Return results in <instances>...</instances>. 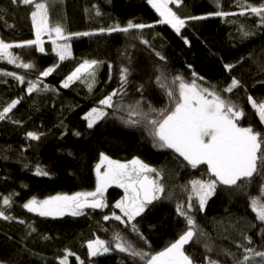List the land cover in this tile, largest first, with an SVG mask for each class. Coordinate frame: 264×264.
<instances>
[{
	"label": "trees",
	"instance_id": "trees-1",
	"mask_svg": "<svg viewBox=\"0 0 264 264\" xmlns=\"http://www.w3.org/2000/svg\"><path fill=\"white\" fill-rule=\"evenodd\" d=\"M262 4L264 0H218V3L217 0H182L179 7L171 5L173 11L186 19L178 35L171 26L158 22L160 17L147 0H50L51 26L61 24L66 34H95L72 36L68 41L72 54L64 61L53 51L52 42L44 43L43 53L35 46L10 49L23 62L32 63L33 69L18 68L0 59V73L15 72L25 77L21 84L11 76L0 74V111L13 100L20 101L7 119L0 120V210L15 217L7 221L0 219V264H60L66 250L73 254L68 256V264L81 261L83 264H143L139 258L114 250V233L119 232L137 250L150 254L178 239L187 230V224L184 217L178 216L176 205L187 201L191 180H207L210 174L206 165L193 169L174 150L154 146L145 123L126 124L124 121L130 118L129 106L140 101L144 112H148L149 104L156 109L168 106L166 89L159 87L157 76L166 78L164 83L175 90L172 84L175 76L181 75L191 82V73L195 71L203 77L197 80L201 87L210 90L214 87L223 98L244 110L246 115L240 121L241 126H251L264 133V124L247 100L252 96L258 102L264 101V24L260 17L249 12L239 15L250 5ZM33 10L32 6L0 0V39L14 45L34 40L30 15ZM217 11L237 15L219 17L214 15ZM191 16L207 18L187 19ZM129 21L154 27L131 29L128 33L99 32L116 24L125 27ZM241 27L251 35L243 36ZM182 37L189 40L190 46ZM143 40L148 44L142 43ZM156 53L165 59L160 60ZM84 60L101 62L91 91L87 76L63 88L62 82ZM225 64L234 67L229 71ZM56 65L49 76L40 75ZM124 67L130 73L124 92L114 97V108L105 109L108 116L88 128L85 115L92 108L101 107L99 101L120 87V69ZM233 78L240 81V86L231 93L225 92ZM29 81L38 84L37 91L28 93ZM155 116L156 113H151L150 118ZM28 132L40 134V139H29ZM101 153L121 163L139 158L161 173L159 179L165 188L162 198L131 222L147 243L132 232L131 224L125 226L114 219L104 220L105 215L111 217L113 212L122 215L114 208L124 196L118 187L107 190L104 200L108 207L100 211L85 209L79 216L41 217L22 207L33 197L43 200L94 191L95 166L100 162ZM37 166L49 175H35ZM150 176L155 178V174ZM242 183L246 186L218 185L203 212L194 204L190 215L195 219L197 236L185 246L194 264H208L206 257L220 264H234L233 258L224 252L227 250L242 258L243 249L237 247L241 244L264 251L261 235L264 224L256 219L250 206L252 198L261 196L264 177L254 176L250 182ZM10 195L11 207H5L3 197ZM245 236L252 238L251 245ZM97 238L108 241L113 250L90 257L87 243ZM249 264H264V258L253 257Z\"/></svg>",
	"mask_w": 264,
	"mask_h": 264
},
{
	"label": "snow or ice",
	"instance_id": "snow-or-ice-1",
	"mask_svg": "<svg viewBox=\"0 0 264 264\" xmlns=\"http://www.w3.org/2000/svg\"><path fill=\"white\" fill-rule=\"evenodd\" d=\"M15 3H22L26 6L34 8L31 11V21L35 30V39L25 41L23 43L11 44L0 39V59L7 60L9 64H14L18 68L33 69L32 63L23 62L19 56L14 55L10 49L24 48L35 46L36 49L43 53L44 41L43 35H47L53 44V51L59 57L60 61H64L71 56V45L67 43L72 36H89L95 33L82 32L66 34L61 24L55 26L50 25L49 5L42 0H12ZM148 4L158 13L161 24L171 26L179 35L181 29L185 27L186 19L181 18L169 5L180 6L182 0H147ZM218 3V0H217ZM246 12L260 17L261 23L264 24V4L257 6H248L242 10L239 15H245ZM96 14L101 13L97 9ZM214 15L226 17L229 15H237V13H228L217 11ZM205 16H191L187 19L202 20ZM153 24L133 23L129 21L127 26L121 27L116 24L114 27L107 29H99L100 33L122 32L128 33L131 29L143 30L152 28ZM240 31L243 36L247 37L250 33L243 30ZM54 34V37H53ZM184 43L190 46L187 38L182 37ZM57 41H65L58 44ZM142 43L148 44L147 40ZM160 60H164L163 56L156 53ZM101 62L97 60H84L80 63L62 82L63 88H68L74 81L82 80L85 76L90 78L89 90L95 84L96 70ZM58 65L49 67L40 75L49 76L55 71ZM225 69L231 70L234 65L225 64ZM189 68L191 66L189 65ZM111 70V65H109ZM4 76H11L21 84L25 82V77L17 75L15 72L0 73ZM129 69L127 67L120 69V87L113 90L107 96L99 101L101 107L92 108L84 117L87 120L88 128H92L98 121L108 116L105 109L114 108V97L121 95L128 84ZM193 79L188 82L183 76L177 75L173 78L172 84L175 90L168 88L164 83V77L157 76L156 81L161 89H166V95L169 99V105L156 109L151 104L148 105V112H144L140 108V101L134 106H129V119L124 121L130 126H136L141 123L149 128V134L153 137L154 146L160 148H168L178 153L184 161L193 169L201 165L207 166V172L210 178L194 179L190 183V192L185 203L176 205L178 216L184 217L187 224V230L181 234L178 239L170 243L163 250L150 254L149 252L137 250L131 242L120 235L119 232L114 233L113 241L114 250L126 253L132 258H139L143 264H194L192 258L186 254L185 245L193 241L197 236V226L195 219L190 213L193 211V199L198 203V210L203 212L210 197H212L218 185L242 188L246 185L242 182H250L254 176L264 177V133L254 130L251 126H241L240 121L245 117L244 110L221 96L214 87L210 90L208 87H201L197 80H203V77L193 71L191 73ZM111 78V77H109ZM240 86V81L236 78L231 80V84L224 89L225 92L231 93ZM143 85H141V89ZM38 90V84L29 81L28 93ZM47 90V86H45ZM178 93V94H177ZM126 94V93H125ZM252 109L255 110L259 121L264 124V101H257L252 96L247 97ZM19 100H13L10 104L0 111V120L8 118L10 113ZM151 113H156L155 118H150ZM136 116L140 119H131ZM18 123V122H17ZM79 135V133H76ZM27 137L31 140H39L40 134L28 132ZM104 168L101 171V168ZM96 171V188L95 191L77 192L73 195H56L50 196L43 200L33 197L22 205L30 213H35L41 217H60L66 213L72 216L83 215L85 208L103 209L108 207L104 200V193L107 189L115 184L124 190V196L121 200L114 204V208L119 209L122 215L112 213L111 217L105 215L104 220L114 219L121 224L128 226L131 224L132 232L136 233L141 240L147 243L146 238L140 233L136 224L131 223L136 217L141 216L149 205L162 198L165 192L164 185L160 182L161 173L144 163L139 158H134L129 162L121 163L113 160L104 153L100 154V162L95 166ZM155 174V178L148 175ZM37 176H48L49 173L43 168L37 166L35 170ZM261 196L252 198L250 206L256 214V219L264 224V185L260 188ZM12 196L3 197V205L11 207ZM126 218V219H125ZM0 219L13 220L15 217L5 214L4 210H0ZM21 224L23 220L19 221ZM34 232L35 228L28 226ZM203 233H201L202 235ZM261 235L264 236V227L261 228ZM47 239V237H45ZM244 239L248 245L252 244V238L245 236ZM208 251H212L210 247L205 245ZM242 248L244 255L242 258H236L234 253L225 250L224 254L233 258L234 264H249L253 257L264 258V251H256L252 247L243 244L237 245ZM88 254L90 257L104 255L113 250L108 241L99 238L87 243ZM73 255L67 252L60 260V264H68V256ZM208 264H220L218 260L206 257ZM79 260V257H77ZM83 264V261L80 262Z\"/></svg>",
	"mask_w": 264,
	"mask_h": 264
},
{
	"label": "rangeland",
	"instance_id": "rangeland-1",
	"mask_svg": "<svg viewBox=\"0 0 264 264\" xmlns=\"http://www.w3.org/2000/svg\"><path fill=\"white\" fill-rule=\"evenodd\" d=\"M42 2H46V3H48L49 4V2H50V0H42ZM171 5V4H170ZM170 5H169V7H170ZM53 37H54V34H53ZM42 40L44 41V43L45 42H51V40L49 39V37L47 36V35H43L42 36ZM57 43L58 44H63V43H65V41H57ZM67 43H68V41H67ZM75 82V81H74ZM99 122V121H98ZM104 170V168L102 167L101 168V171H103ZM148 175H152V173H149ZM112 187H117L115 184H113L112 186H110L109 188H112ZM108 188V189H109ZM119 188V187H118ZM107 189V190H108ZM120 189H122V188H120ZM123 190V189H122ZM95 191V190H94ZM124 191V190H123ZM107 192V191H106ZM106 192L104 193V196H105V194H106ZM193 204H198L196 201H195V198L193 199ZM193 210H194V208H193ZM193 212V211H192ZM191 212V213H192ZM66 215H70V214H65L64 216H66ZM60 217H63V216H60ZM49 218H59V217H49Z\"/></svg>",
	"mask_w": 264,
	"mask_h": 264
},
{
	"label": "water",
	"instance_id": "water-1",
	"mask_svg": "<svg viewBox=\"0 0 264 264\" xmlns=\"http://www.w3.org/2000/svg\"><path fill=\"white\" fill-rule=\"evenodd\" d=\"M155 202H156V201H155ZM155 202H154L153 204H151V205H154ZM151 205H149V206H151ZM85 209H91V208H85ZM85 209H84V210H85ZM91 210H97V211H98V210H101V209H91ZM185 246H186V245H185Z\"/></svg>",
	"mask_w": 264,
	"mask_h": 264
},
{
	"label": "bare ground",
	"instance_id": "bare-ground-1",
	"mask_svg": "<svg viewBox=\"0 0 264 264\" xmlns=\"http://www.w3.org/2000/svg\"><path fill=\"white\" fill-rule=\"evenodd\" d=\"M170 7H171V5H170ZM91 210V209H90ZM102 210V209H101ZM95 211H97V210H95ZM98 211H100V210H98Z\"/></svg>",
	"mask_w": 264,
	"mask_h": 264
}]
</instances>
